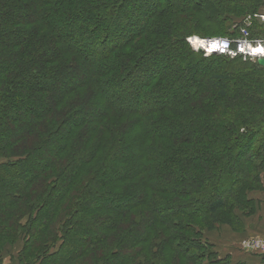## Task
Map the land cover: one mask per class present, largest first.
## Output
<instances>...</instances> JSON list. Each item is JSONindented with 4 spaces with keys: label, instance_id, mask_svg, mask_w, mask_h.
<instances>
[{
    "label": "trees",
    "instance_id": "16d2710c",
    "mask_svg": "<svg viewBox=\"0 0 264 264\" xmlns=\"http://www.w3.org/2000/svg\"><path fill=\"white\" fill-rule=\"evenodd\" d=\"M156 2L134 19L147 0H0V264L20 234V264H246L201 229L259 186L264 68L193 50L212 36L185 13L226 29L264 0Z\"/></svg>",
    "mask_w": 264,
    "mask_h": 264
},
{
    "label": "rangeland",
    "instance_id": "374dc122",
    "mask_svg": "<svg viewBox=\"0 0 264 264\" xmlns=\"http://www.w3.org/2000/svg\"><path fill=\"white\" fill-rule=\"evenodd\" d=\"M145 1V0H144ZM148 5L145 7L144 5H141V9L137 8L133 11V17L135 18H140L141 14H144L146 11L152 9L155 4L157 3L156 0H147ZM146 3V2H145ZM201 7V8H200ZM198 10L204 9L203 6L201 5ZM140 10H142L140 12ZM185 16L191 17L192 21L189 24L191 29H194L196 31H201L204 36H216V35H224L225 31H231L233 28L237 26L241 27L245 23V18L246 16H250L249 19V25L248 28H253L254 24H264V20H261L258 15L259 14H264V5L260 6L257 10H255L253 13H248V14H243V15H236V16H231L230 17V27L229 28H224V22L222 20L220 21L218 18L215 16L211 15H205L199 13H193L187 11L185 13ZM235 26V27H234ZM240 33V32H239ZM194 37H199V38H204L196 33L191 34L189 37L186 38V41L189 43L191 48L193 50H199L198 47H195L192 42L191 38ZM264 39V37H261ZM201 51V50H200ZM165 54V53H164ZM205 55V54H204ZM160 56V55H158ZM166 56V55H165ZM164 58V57H163ZM245 60L244 58H242ZM168 63L164 60L161 62V66L163 70L165 71L166 68L168 69L169 66H167ZM210 65L209 64L205 69L208 70ZM178 66V65H176ZM184 67V65H179V69ZM175 69V68H174ZM177 69V68H176ZM230 72V71H229ZM136 75L138 76L137 72ZM232 74H230L231 76ZM233 76V75H232ZM233 79V78H231ZM177 84L179 85L180 90H183L184 86H187V82L184 81L181 77L178 78ZM229 86V92L234 91L236 86V83L234 81H230V83H227ZM124 88V87H123ZM125 93V92H124ZM253 95H257L256 93L252 92ZM127 96V94H126ZM259 96V95H258ZM159 98L158 94H153L152 96L149 97H143L142 102H155ZM173 98H177V95H173ZM177 108V107H176ZM176 108H174L176 110ZM177 112V110H176ZM110 123H117L118 119L120 118L116 114H111L110 117ZM257 130H260V127H256ZM167 130V129H165ZM167 133H171L170 130L168 129L166 131ZM103 134H97V138L101 137ZM31 140V139H30ZM245 157L247 155H250L248 151H244ZM258 185V184H257ZM250 198L253 199L251 204H248V207L246 206L245 203H239L236 207H234V212L235 215L237 216V221L234 220L233 225H228L225 223H217L213 227V229H207L206 227L201 229V233L206 240L211 242L213 244V250L217 252L218 258H223L226 256L225 254L230 253L233 256H238L241 257L243 255H250V254H255L258 253H264L263 252H252L249 250H246L244 248V245H251L254 246L256 242L263 243L264 242V171L260 173V180H259V186H255L254 189L247 191L246 193ZM228 195V194H226ZM224 197L223 199L226 201V197L228 196H222ZM235 200L240 202V198L238 196H233ZM228 202V199H227ZM232 202V201H230ZM245 205V206H244ZM252 207V208H251ZM233 212V211H232ZM232 214V213H231ZM26 217V216H25ZM23 220H25L23 218ZM23 235L20 234V236L17 238V240L14 243H7L4 245L3 251L5 253V257H8L9 255H14L15 257L16 254L19 253L22 245H23ZM7 255V256H6ZM224 255V256H223ZM256 255V254H255ZM12 257V256H11ZM237 258V257H235ZM16 264H20L19 261H15Z\"/></svg>",
    "mask_w": 264,
    "mask_h": 264
},
{
    "label": "built area",
    "instance_id": "2783aa9c",
    "mask_svg": "<svg viewBox=\"0 0 264 264\" xmlns=\"http://www.w3.org/2000/svg\"><path fill=\"white\" fill-rule=\"evenodd\" d=\"M258 17L261 20H264V14H259ZM250 16H246L245 24L238 28L240 35L234 38L228 37H212V38H203L206 42V47L202 48V51L205 55L212 53L223 54L229 57L241 56L244 59H250L256 61L257 58L264 57V52L256 51L253 49L264 48V39L263 38H253L249 34L248 25H249ZM234 26V27H235ZM246 250L252 252H263L264 251V242H256L254 246L244 245Z\"/></svg>",
    "mask_w": 264,
    "mask_h": 264
},
{
    "label": "crops",
    "instance_id": "0c3cea01",
    "mask_svg": "<svg viewBox=\"0 0 264 264\" xmlns=\"http://www.w3.org/2000/svg\"><path fill=\"white\" fill-rule=\"evenodd\" d=\"M255 254L243 255L241 257L233 256L230 253L225 254V255L230 256V259L233 262L242 261V262H245L246 264H261V255H258V253H255ZM11 256L9 255L8 257H5V253H3L1 264H16L15 261L18 262L17 254L15 255V257H13L14 255H11Z\"/></svg>",
    "mask_w": 264,
    "mask_h": 264
},
{
    "label": "bare ground",
    "instance_id": "6f19581e",
    "mask_svg": "<svg viewBox=\"0 0 264 264\" xmlns=\"http://www.w3.org/2000/svg\"><path fill=\"white\" fill-rule=\"evenodd\" d=\"M191 42L195 47H198V48L206 47V42L203 40V38L194 37V38H191Z\"/></svg>",
    "mask_w": 264,
    "mask_h": 264
},
{
    "label": "water",
    "instance_id": "95a60500",
    "mask_svg": "<svg viewBox=\"0 0 264 264\" xmlns=\"http://www.w3.org/2000/svg\"><path fill=\"white\" fill-rule=\"evenodd\" d=\"M199 50H202V49L199 48ZM256 63L264 68V57L261 56V58H257Z\"/></svg>",
    "mask_w": 264,
    "mask_h": 264
},
{
    "label": "snow or ice",
    "instance_id": "6c2138e0",
    "mask_svg": "<svg viewBox=\"0 0 264 264\" xmlns=\"http://www.w3.org/2000/svg\"><path fill=\"white\" fill-rule=\"evenodd\" d=\"M254 52L256 51H260V52H264V48H261V49H253Z\"/></svg>",
    "mask_w": 264,
    "mask_h": 264
}]
</instances>
